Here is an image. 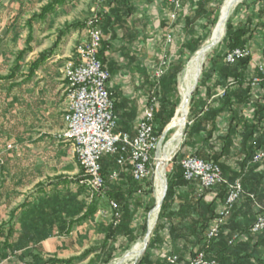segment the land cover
<instances>
[{"label": "crops", "instance_id": "obj_1", "mask_svg": "<svg viewBox=\"0 0 264 264\" xmlns=\"http://www.w3.org/2000/svg\"><path fill=\"white\" fill-rule=\"evenodd\" d=\"M104 1L107 5L112 0ZM142 1L129 0L135 8V14L127 20V29H152L147 22L154 16L151 15L153 11L149 10L151 6L146 10L141 6L142 15L139 16L140 19L136 18L139 13L141 14L139 3ZM152 1L157 3L160 0ZM67 3L68 0L56 6L52 13L38 21H49L56 12L66 10ZM155 5L153 4V8ZM106 8L107 12L100 23L104 36L102 50L103 44L109 38V34H105L102 29H120L112 26L111 22L105 26L104 21L109 14V7ZM182 11H184L183 8L178 12L177 20ZM239 24L242 26L248 24L251 29H254L249 34L244 47L250 51L248 68L251 78L257 76L256 66L262 58L264 46V0H250L248 4L244 3L233 23V25ZM64 25H71L68 32L60 37L58 33L49 49L36 53L32 50L33 29H29V50L22 56L27 58L26 63L31 60L26 67L28 72H20V62L23 58L19 62L16 58L13 68L11 67L8 73L0 71V242H3L7 236L8 228L10 242L17 241L22 233L28 232L35 240L41 241V254L44 258L58 260L79 257L84 249L93 244L95 238H102V231L100 233L98 231V220L106 217L104 215L108 213L109 219L107 222L103 221V227L110 221L108 206L110 199L106 202L100 199L95 214L83 221L82 188L78 181L80 178L60 177L66 173L67 153H73L71 144L63 138L66 82L61 74L64 60L71 58L73 52L66 55L63 54L64 51H59L58 47L67 45L65 41H73L80 33V29H83V25L70 22L68 18H65L60 30ZM12 32V29H4L3 35L0 36V66L4 56L1 51L2 46L7 38L11 40ZM82 33L84 35L83 30ZM27 36L28 34L26 38ZM84 40L85 37L76 41V46ZM25 44L27 43L24 42V48ZM131 47L129 46L132 50ZM41 55H44L43 60L40 59ZM109 56L110 53L104 50L103 58L107 59ZM214 82V79H211L202 86L199 96L192 105L189 123L197 125L199 119L207 120L205 115L217 111L218 115L215 118L202 123L206 129H214L213 141L226 132L233 116L237 115L241 118V122L248 125L252 120L254 121L258 106H264L262 101L264 84L253 91V94L250 93L251 96L253 95V103L250 106L228 110L222 107L221 98L226 90L233 92L236 88L231 79L227 81L225 87L220 85L214 87ZM230 82L232 85H229ZM117 95L130 101V94L123 90L113 93L114 102ZM134 133L136 134L135 131ZM203 137L204 134L201 133L190 147L195 150L201 144ZM7 146L11 148L6 149ZM220 149H222L221 145L213 148L217 151ZM260 151L264 152V145ZM224 153L226 155L221 159L224 177L240 179L245 191L252 190L251 193L256 196L258 205L245 197L241 199L240 203L232 209V215L222 226L218 237L215 238L208 257L222 259L224 264L243 260H247L249 264H264V231L258 234H251L248 231L256 218L258 209L264 207L263 166H256L251 159L246 168H241L244 155L239 137L234 138L232 147L225 148ZM137 190L131 193L133 198L142 194L139 191L141 189ZM201 193L202 190L193 183L175 190L174 201L169 206L168 219L162 223L161 241L169 246L164 253L162 251L164 243L151 249L148 256L151 264H167L163 258L170 255H178L179 263L187 264L198 252L199 248L195 242L201 237H204L203 241L206 240L207 235V230L200 232L201 222L198 214L194 213V207L197 206ZM213 198L214 194L211 193L202 199V203H208ZM219 204L221 203L216 202V206ZM76 208H78L77 212ZM170 226L171 235L169 236ZM235 235H241L242 238L231 243ZM0 261H5V264L11 263L9 258L0 257Z\"/></svg>", "mask_w": 264, "mask_h": 264}, {"label": "trees", "instance_id": "obj_2", "mask_svg": "<svg viewBox=\"0 0 264 264\" xmlns=\"http://www.w3.org/2000/svg\"><path fill=\"white\" fill-rule=\"evenodd\" d=\"M67 0H50L41 10L39 15L33 16L28 22V26H31V23L50 14L54 11L55 7L63 4ZM245 0L239 4L240 7ZM261 1V0H260ZM189 10L194 9L192 17L187 18V21L193 24L197 19L205 18L209 24L213 25L215 17L217 14L218 7L222 4L223 0H196L195 3H190V0H185ZM109 7V14L105 18V26L108 23H112V26H117L120 29H102L105 34H109L110 40L114 41L119 37L122 46L120 50L123 53V56L126 57L127 61L131 63L134 59L131 54V49L129 46H132L136 41L139 40V31L137 29H127L126 23L135 14V8L129 0H112L107 3ZM235 9V10H236ZM71 28V25H64V27L59 31V37L63 36L68 29ZM193 29H191L192 31ZM254 29H251L248 24L245 26L233 25L231 22L227 21L225 35L222 41V44L226 46V52L217 53L216 51L209 57V66L206 67L202 74L201 78L198 81L195 91L191 94L189 101V111L187 115V125L185 128V143L183 144V153L182 157L187 155H193L197 158L204 161H214L221 170L222 184L217 186L214 191L203 190L198 183L186 182L182 178L181 167L177 164H174L171 172L167 175V191L163 199L162 205L160 207L158 221L154 229L153 235L150 238L146 250L142 257L136 264H151L149 262L148 256L151 249L159 245V242L162 240V223L165 219H168L169 206L174 201L175 190L178 187H182L188 183L196 184L201 190L200 199H198L197 206L194 207V213L198 214L199 220L201 222L200 232L208 231V225L215 218L216 212V202L222 203L225 199L228 187L234 184L236 181H239L241 184V195L234 205L233 209L240 203L243 197L247 198L254 204L258 205L256 202V196L250 192L245 191L242 185V181L236 178L226 179L224 177V167L221 164V159L226 155L224 153L225 148L232 147L235 137L240 138L242 154L244 155V160L242 161L241 168H246L247 164L253 158L254 154L261 149L264 145V132L261 131L262 119L264 106L259 105L256 111V116L254 121L252 120L250 124H245L241 122V118L233 116L229 122L228 129L226 132L217 137L214 141L212 140V135L215 132L213 128L206 129V126H203L202 123L211 121L218 115L217 111L210 112L205 115L206 119H199L197 125L189 124L191 120V110L192 105L196 100V97L199 96L200 90L205 82L214 79V87L217 85L225 87L229 79L232 80L235 91L229 92L226 90L225 94L221 98L222 107L227 108L228 110L241 108L247 106L251 102V91L249 87V80L252 78L249 77V58H244L236 61L233 64L224 63V58L226 54L234 49H242L245 47L246 40L249 37V34ZM30 36L28 37V40ZM203 38L195 37V40H187L182 44V47L179 50L177 60L174 65L170 67L167 72L162 76L159 85V93H157L158 102L157 109L154 114V132L157 136H160L167 126L170 123V120L173 118L175 109L179 106L180 103L176 91V82L178 76L181 74L184 64L186 61L198 51L203 43ZM111 48V42L107 41L103 44V51ZM29 50L28 44L25 49L18 53L17 62L22 59V56L25 52ZM103 51L98 55L100 61L104 64L105 59L103 58ZM44 55H41V60H43ZM124 57V58H125ZM117 67V63L114 59L109 58L108 71H112ZM250 78V79H249ZM138 104L135 102H130L122 98L121 95H117L115 102L113 104V112L117 119V125L115 133H125L128 134L131 138L134 137L133 124L135 123L138 115ZM210 118V120H208ZM136 132V131H135ZM204 134L201 144L194 150L190 145L194 142L197 137ZM222 149L219 151L213 150L214 147L220 146ZM206 147V148H205ZM182 149V150H183ZM116 157L115 156H105L101 159V176L104 179L105 187L108 189V193L113 195L111 198L117 204L120 209V218L119 225L114 227L109 225L106 228L105 239L102 242L99 249L94 251H87L82 254L80 257L68 260H58L51 258H44L41 254L40 240H35L33 236L29 235L28 232L22 233L17 241L10 242L9 235L10 229H7V236L0 242V257L9 258L11 261L10 264H80L84 262L88 256L92 253L95 255L92 259L88 261V264H106L108 263L115 255L118 253L117 244L119 240H126L127 243H132L133 241V232L131 229L132 215L128 206L125 204L131 196V193H135L139 187L138 183L134 182L131 178L130 173H124L120 171L116 166ZM256 166L262 165L264 169V159L260 164H255ZM113 172L118 173V178L116 181L120 183L116 186L112 183L116 181H111L110 176ZM128 172V171H127ZM84 176L81 177L78 181H83ZM122 182V183H121ZM81 184V183H80ZM82 191L86 190V187L81 184ZM141 192V191H140ZM145 192V191H144ZM126 193V194H125ZM214 194V198L208 203H202V199L208 196L209 194ZM99 199L90 203L86 212L82 216V220L90 219L96 212L97 204ZM258 207V206H257ZM150 209V208H149ZM264 210V207H260L257 211V215ZM232 215V211L227 218V220ZM256 215V216H257ZM226 220V222H227ZM226 224V223H225ZM222 228V227H221ZM250 229V228H249ZM141 234L145 232V224L140 227ZM221 231V229H220ZM249 231V230H248ZM169 236L171 235V226L168 228ZM220 233V232H219ZM219 235V234H218ZM218 237V236H217ZM216 237V238H217ZM40 238V236H39ZM204 237H201L200 240L195 242V245L198 246V252H203L207 260L216 261L218 264H224L222 259L219 258H210L208 257L209 250L215 243V239L203 241ZM206 238V237H205ZM178 257V255L176 256ZM228 264V263H225ZM232 264H249L247 260L239 261Z\"/></svg>", "mask_w": 264, "mask_h": 264}, {"label": "rangeland", "instance_id": "obj_3", "mask_svg": "<svg viewBox=\"0 0 264 264\" xmlns=\"http://www.w3.org/2000/svg\"><path fill=\"white\" fill-rule=\"evenodd\" d=\"M48 1L49 0H0V36L3 35L4 29L13 30L11 34V40L7 38V40L5 41L1 49L2 54L4 55L2 57V63L0 66L1 72L8 73L9 69L11 67L13 68L16 58L18 57V53H20L21 51L25 49L24 42L28 44L29 29H33L32 38L34 39V42H32V50H34V52L36 53L37 51L47 50L52 46L53 40L58 36V33L60 31V28L63 26L65 18L70 19V22H75V23L78 22L80 25H83L82 26L83 29L82 28L80 29V33L77 35V37L73 41L71 42L65 41L67 42V45L58 47L59 51H64L63 54L65 53L66 55H70L72 52L74 54L75 48L77 47L76 41H79L83 37H85V21L90 15L92 9L98 6L101 8L102 7L105 8L107 11V8H106L107 5L105 3L106 1L104 0H68V3H67L68 6L66 10H63L59 13L56 12L54 16H51L49 21L36 20L31 23V26H28V22L30 21V19L33 16L40 14L42 8L47 4ZM184 1L185 0L182 1V8L184 9L185 13L184 11H182L181 15L178 17V20L175 19L174 21H171L169 18V15L171 14L173 10L171 9L172 7L168 5L166 0H160L157 3H154L152 0H143L142 2L139 3V6L140 7L142 6L143 9L145 10L147 9V7L151 6L149 10L153 11L151 15H154L153 16L154 18L151 17L150 21L149 20L147 21L150 23V25L148 26L152 27V29H137L139 31V34H138L139 40L136 41L131 47L132 48L131 54L134 55L132 56L134 60L131 63L127 61L126 57L123 56L124 52L120 50L122 46V42H120L119 37H117L116 40L114 41L110 40V37H109L105 41V42L107 41L111 42V48L107 49L108 53H110V56L107 59H105L104 65L106 66V68H108L109 58L114 59L115 62L117 63V67H115L114 70L110 72L108 71L110 73L109 75H111V80L109 82V90L111 92L113 91V93L115 94L118 92H122L124 90L125 93L130 94V102L137 103L139 107L137 119L133 125L134 131H136L137 121L140 117V112L145 103L146 98L149 97L153 93L157 97V93H159L160 80L162 76L167 72V70L174 65L175 61L177 60L179 50L182 47V44L185 43L187 40H195V37L203 38L204 40H203V43L201 44L200 49L196 51L194 55L189 57V59L184 64L181 74L177 78L176 91H177L178 99L181 102L179 86L181 84V80L185 72L186 66L188 62L193 57H195L196 54L200 50H202L204 46H206L209 40L212 38L215 32V29L218 25V22H219L221 8L224 4V1L226 0H223L222 4L218 7L217 14H216L213 25L209 24V22H207L205 18L197 19L193 24L189 23L187 21V18L192 17L194 13V9L185 10L188 7ZM242 1L239 4H241ZM195 2L196 0H192V3H195ZM249 2L250 0L244 1V3H247V4ZM190 3H191V0H190ZM153 4H156L155 8H153ZM142 7L140 8L141 10L139 9L141 11V14L139 13L137 15L136 13L137 19H140L139 16L142 15ZM240 7H238L237 9L234 8V10L231 11L228 17L231 24H233L234 21L236 20V15ZM170 10L171 12H169ZM227 21H226V24H227ZM226 24H225V29H226ZM191 29L193 30L191 31ZM225 29H224V34L221 40L219 41V43L214 48H212L207 54L205 61L202 65L201 74L203 70L209 66V57L213 54V52L216 51L217 53H221V54L226 52V46L222 44V41L225 35ZM82 30L84 32V35L82 33ZM27 34L28 36L26 38ZM168 36H171V39H170L171 42L169 43L167 42ZM114 44H116L115 47H114ZM25 47H26V44H25ZM101 51L103 50L101 49ZM22 58L23 60H21L22 62H20V65H21L20 72H23V73L28 72L26 67L28 63L31 62V60H29V62L26 63L25 61L27 58H24V57ZM69 59L66 58V60L64 61H67ZM161 59L167 60L168 65H167V68L164 74L159 78H155V72L159 68ZM63 65L61 67L62 76H63V73H62ZM201 74L197 80V84H198L199 79L201 78ZM116 98L117 97L115 96V99ZM158 100L159 99L157 97V102ZM179 104L180 103H178V105ZM188 111H189V105H188ZM175 113H176V109H175ZM175 113H174V116H175ZM173 118L170 120V123L172 122ZM170 123L167 124L162 134L158 136L159 146H158L157 151L153 154L152 159H151V163H150L151 173H150L149 179L144 181L143 183H140V184L138 183L139 185L138 189H141L139 191H141L140 193L142 194H140L138 197H135V198L131 196L130 199L125 203L127 204L125 206H128L130 211L132 212L131 215L133 219L131 223V229L134 234L132 237L133 241L132 243L129 244L126 242V240H119L117 244V247H118L117 255H115L106 264H116L117 262L124 260L135 245H138V244L143 245L144 243L145 236L148 230V220L156 208V189H157L156 170H157L158 162H160V160H163L162 162L164 164V179H165V182L167 183V175L171 172V169L174 164L179 165L178 162H180L179 160L182 159V153L184 151L183 149V144L185 143L184 132H185V128L187 125V118H186V123L183 128L182 134L178 140L179 142L177 141L174 143V145H176L175 150L169 154L167 159L164 158V154L166 152V146L169 143L172 137V134H173V130L168 129V126ZM10 148H11L10 146L6 147V149H10ZM65 166H66V169H65L66 173L64 175H61L60 177H65L66 179L68 178L78 179L84 176V171L81 169L73 153L72 154L67 153ZM122 171H124V173L125 172L128 174L130 173L129 167H124ZM117 178L112 179L110 176V180L113 182L116 181ZM122 180L124 179L116 181V183L114 182L112 184L117 186ZM214 189L211 191H214ZM112 196L113 195L108 193V189L105 187V185H104L103 190L97 193L90 191L86 187V190L82 191L81 193L83 214L84 212H86L89 204L93 203V201H95L96 199L100 198L101 200H104L105 202L108 199H110V201L114 202V200H112L113 198H111ZM130 206L132 208H130ZM77 209L78 208H76V212H77ZM118 212L120 214L119 207H118ZM104 216L106 217H103V219L98 220L99 222H97L99 226V229H98L99 233L101 231L103 233L102 238L101 239L95 238V240H93V244L88 246L86 249H84L82 254H84L87 251H94V250L99 249V247L101 246L102 242L105 239L106 228L109 225H113L114 227L119 225V221L116 224L117 220L114 219L110 211V221L107 225L103 227V221L107 222V220L109 219L107 217L108 213L107 215H104ZM158 216H159V213L157 212L155 216V221H154L152 231L150 232V235H149L148 242L153 235L154 229L158 221ZM143 224H145V232L141 234L140 227ZM161 245H163L162 246L163 250L161 249L163 253L166 252L169 245L162 241L159 242V246ZM144 252L140 254L138 258L123 262L121 264H136L139 261V259L142 257ZM93 257H95V255H93L92 253L90 256L87 257L88 259H86L81 264H88V261L92 259ZM165 258H163L164 261H165ZM71 259H74V258H71ZM65 260H68V259H65ZM178 264H180L179 258H178Z\"/></svg>", "mask_w": 264, "mask_h": 264}, {"label": "built area", "instance_id": "obj_4", "mask_svg": "<svg viewBox=\"0 0 264 264\" xmlns=\"http://www.w3.org/2000/svg\"><path fill=\"white\" fill-rule=\"evenodd\" d=\"M166 1L173 9L169 18L174 21L182 8L183 0ZM106 12L103 7L97 6L92 9L85 21V40L77 45L73 56L65 61L62 68L66 82L63 138L71 144L72 152L84 171V180L80 183L95 193L101 192L105 185L100 165L103 157L115 156L117 168L121 171L124 167H129L131 178L140 184L149 179L151 159L159 146V137L154 132V114L157 109V97L154 93L146 98L141 109L135 136L131 138L125 133H115L117 119L113 112L114 96L108 87L110 75L106 66L98 58L104 41L99 25ZM170 39L171 36H168V43L171 42ZM249 57L250 51L247 48H237L226 54L224 62L233 64ZM167 65V60H160L155 78L164 74ZM256 71L257 76L249 80L251 94L264 84V46ZM229 85L232 83L230 82ZM252 101L253 97L249 106L253 103ZM262 101L264 102V92ZM261 131L264 132V119ZM263 159L264 152L259 150L254 154L252 162L260 164ZM179 166L183 180L196 181L203 190H213L222 184L221 170L212 161H204L196 156L187 155L180 160ZM117 176L118 173L113 172L111 178L116 179ZM241 190L239 181L228 187L225 199L216 207L215 218L208 225L207 241L218 236L221 227L225 225L238 201ZM108 206L117 224L120 217L117 204L110 201ZM263 231L264 210L256 216L249 229L251 234ZM241 238V235H235L231 243ZM165 257L167 264H178L176 256ZM0 264H5V261H0ZM187 264L218 263L207 260L203 252H197Z\"/></svg>", "mask_w": 264, "mask_h": 264}, {"label": "bare ground", "instance_id": "obj_5", "mask_svg": "<svg viewBox=\"0 0 264 264\" xmlns=\"http://www.w3.org/2000/svg\"><path fill=\"white\" fill-rule=\"evenodd\" d=\"M240 0H226L221 8L220 16H219V22L215 29V32L212 36V38L209 40L208 44L204 46L202 50H200L195 57H193L187 64L185 72L183 74L181 84L179 86L180 96H181V102L179 106L176 109L175 116L172 120V122L169 124L168 129L173 130L172 137L169 141V143L166 146V152L164 154V158L167 159L169 154L173 152L176 148V145H174L175 142H177L182 134L183 128L186 123L187 113H188V105H189V98L193 91V87L195 82L200 76L202 65L205 61V58L209 51L213 48V44L221 40L226 21L234 8V5ZM167 129V130H168ZM179 142V141H178ZM163 160H160L158 162L157 170H156V183H157V189H156V208L153 211L152 215L150 216L148 220V230L147 235L149 237L150 232L152 231L155 216L156 213L160 211L159 206L161 203V199L163 196L164 191V185H165V179H164V164L162 162ZM143 249V245H135L132 250L129 252V254L126 256V258L122 261L117 262L116 264H121L123 262L136 259L141 254V251Z\"/></svg>", "mask_w": 264, "mask_h": 264}, {"label": "water", "instance_id": "obj_6", "mask_svg": "<svg viewBox=\"0 0 264 264\" xmlns=\"http://www.w3.org/2000/svg\"><path fill=\"white\" fill-rule=\"evenodd\" d=\"M242 0H240V1H238L235 5H234V8H236V6L241 2ZM225 2V1H224ZM234 8L232 9V11L234 10ZM219 41L220 40H218V41H216L214 44H213V48L219 43ZM201 74V73H200ZM198 80V79H197ZM196 85H197V81L195 82V84H194V87H193V91L195 90V88H196ZM192 91V92H193ZM192 94V93H191ZM190 97H191V95H190ZM190 99V98H189ZM166 191H167V183L165 182V185H164V191H163V196H162V199H161V203H160V206H159V209H160V207H161V204H162V202H163V199H164V197H165V194H166ZM148 239H149V237H148V235L146 234V236H145V240H144V243H143V249H142V251H141V254L146 250V247H147V243H148Z\"/></svg>", "mask_w": 264, "mask_h": 264}]
</instances>
